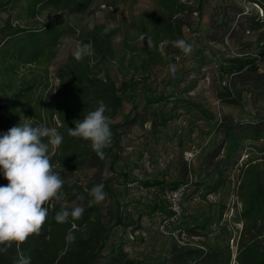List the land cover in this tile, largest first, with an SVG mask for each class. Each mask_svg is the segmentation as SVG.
I'll return each instance as SVG.
<instances>
[{"label": "rangeland", "instance_id": "rangeland-1", "mask_svg": "<svg viewBox=\"0 0 264 264\" xmlns=\"http://www.w3.org/2000/svg\"><path fill=\"white\" fill-rule=\"evenodd\" d=\"M262 38L264 0H0V134L27 122L63 135L49 149L65 180L53 208L86 211L87 190L104 185L107 197L94 207L106 231L92 264H116L120 248L144 264L172 263L180 246L236 263L240 185L250 165L264 173V124L251 125L264 123V86L222 67L248 56L263 72ZM178 39L191 54L173 46ZM78 43H91L93 55L75 60ZM226 87L234 99L220 98ZM98 101L111 108L112 142L120 139L104 159L68 135ZM226 120L242 128L231 133ZM155 179L165 186L142 184ZM182 186L176 211L165 190ZM58 244L47 250H67Z\"/></svg>", "mask_w": 264, "mask_h": 264}, {"label": "clouds", "instance_id": "clouds-1", "mask_svg": "<svg viewBox=\"0 0 264 264\" xmlns=\"http://www.w3.org/2000/svg\"><path fill=\"white\" fill-rule=\"evenodd\" d=\"M141 40L145 39L142 35ZM185 55L193 47L184 39L172 42ZM91 43H78L73 51L77 61L93 55ZM168 68L175 75L176 66ZM111 108L104 101H98L95 110L88 111L82 119L75 120L74 128L68 127V135L90 142L92 150L100 159L105 158L104 149L112 142L111 118L106 115ZM27 120V119H25ZM63 135L56 129L44 124L32 126L25 122L0 134V172L8 181L0 185V256H8L15 245L16 258L13 264H32L30 255L20 251L21 245L33 234L39 236L46 222L52 201L61 202L64 198L65 180L54 169L49 155L50 146L58 148L63 142ZM88 191V205H98L105 201L107 193L103 184L94 185ZM84 200V197H79ZM85 208L75 205L71 209L61 206L54 217L57 223L63 224L81 219ZM75 228V224H73ZM67 243H73L76 236L72 230L66 234Z\"/></svg>", "mask_w": 264, "mask_h": 264}, {"label": "trees", "instance_id": "trees-1", "mask_svg": "<svg viewBox=\"0 0 264 264\" xmlns=\"http://www.w3.org/2000/svg\"><path fill=\"white\" fill-rule=\"evenodd\" d=\"M222 70L230 73L234 80L237 79L244 83L252 82L255 88H262L261 86H264V71L256 72L254 61L248 56L234 57L228 65L222 67ZM226 88V91L219 94L220 98L222 100L234 99L231 91H229L228 87ZM263 124V122L251 123L252 128L258 129L262 128ZM120 125L123 126L124 123H120L118 126ZM223 126L226 129L230 128L231 133L235 128H242L237 123L227 120ZM119 144V137L114 136V141L108 148V154H114L113 150ZM93 155L97 156L95 152H93ZM229 155L230 153L227 154V160L231 157ZM114 164L115 159L112 160V169H114ZM7 184L8 181L4 178L2 172H0V185ZM142 184L145 187L165 186L164 181L157 179L144 180ZM177 184L176 186H178ZM240 189L243 190L244 195L241 213L243 227L238 239L235 264H264V173L257 164L248 167ZM46 206L49 208V212L41 234L39 236L35 234L30 236L27 242L21 245L20 251H23L25 255L31 256L32 264H92L93 258L96 256V250L104 239L106 231L105 224L101 223L98 209L94 205L88 208L84 212L85 214H83L84 218L87 217L85 221L72 220L69 217L67 223L60 224L55 221L54 217L61 205L56 204L53 208L52 201ZM221 215L218 218L219 221L216 223L221 222ZM73 224H75V228H73ZM204 224L202 225L203 227ZM207 224L210 223L207 222ZM69 230H72L76 236V240L73 243H67L65 240ZM57 244L58 246L61 245L62 248L65 247L67 250L64 252L47 250L48 247L50 248ZM16 251L17 249L14 245L8 256H0V264H13L16 258ZM223 255L219 252H208L200 248L180 246L173 251L172 263L164 264H230L229 257L227 258ZM112 257V261L116 264H144L143 261L128 258L127 253L122 248L114 251Z\"/></svg>", "mask_w": 264, "mask_h": 264}, {"label": "built area", "instance_id": "built-area-1", "mask_svg": "<svg viewBox=\"0 0 264 264\" xmlns=\"http://www.w3.org/2000/svg\"><path fill=\"white\" fill-rule=\"evenodd\" d=\"M193 155H194V151H191L189 153V156H193ZM184 188H185V186L175 188V189L165 190V196L167 199H169L172 202L175 210L178 207L177 205H179L178 204L179 200L181 199V197L184 194V190H185Z\"/></svg>", "mask_w": 264, "mask_h": 264}]
</instances>
